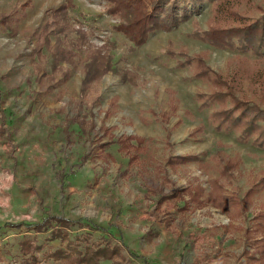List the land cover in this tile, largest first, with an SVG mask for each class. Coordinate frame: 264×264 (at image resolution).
Here are the masks:
<instances>
[{"label": "rangeland", "instance_id": "obj_1", "mask_svg": "<svg viewBox=\"0 0 264 264\" xmlns=\"http://www.w3.org/2000/svg\"><path fill=\"white\" fill-rule=\"evenodd\" d=\"M61 1L0 0V18L11 16L8 26L0 23V264H31V256L33 264H65L44 257L69 250L66 239L50 238L55 229L81 253L85 244L118 246L115 264H264V147L233 130H216L210 116L218 105L199 100L215 88L179 65L202 56L227 84L218 85L222 92L264 110V53L196 37V29L205 31L213 19L206 2L132 49L114 29L116 19L105 14V2L74 0L84 18L69 12L70 38L85 31L80 52L41 77L49 56L36 65L31 53ZM232 7L255 18L264 0H237ZM94 49L110 55L112 68L128 71L129 79L111 68L81 93L83 65ZM229 106L226 100L222 107ZM79 112L91 113L85 134L74 121ZM126 144L130 149H119ZM213 180L229 199L225 212L213 204ZM194 187L201 188L196 201ZM44 219L53 228L36 232L33 224ZM28 244L38 247L26 250Z\"/></svg>", "mask_w": 264, "mask_h": 264}, {"label": "trees", "instance_id": "obj_2", "mask_svg": "<svg viewBox=\"0 0 264 264\" xmlns=\"http://www.w3.org/2000/svg\"><path fill=\"white\" fill-rule=\"evenodd\" d=\"M106 3L104 12L106 15L116 19L117 23L114 29L123 34L132 45V49L138 48L143 45L148 38L149 34L156 30H167L174 27L179 22L185 20L190 12L195 10L203 3H209L212 7L213 19L208 24V28L201 32L196 29L195 36L199 39L208 42L214 46L220 48L234 49L240 52H249L256 56H262L264 53V11L258 17H246L245 15L239 14L234 11L232 4L236 5L237 0H102ZM78 6L74 3V0H62L56 8L50 10L48 15V21L45 22L40 31L39 36L36 38L35 47L31 53L33 58L32 63L41 64L49 56V71L46 73L42 70L40 76L48 77L55 73L60 68L58 64L71 63L72 57L80 52V40L84 38L85 31L81 28L77 31V37L70 38L73 28L70 24L73 22L70 20L69 12L77 11ZM78 15L84 18V15L77 11ZM11 23V16L4 15L0 18V23L8 26ZM6 27V26H4ZM8 29V28H6ZM10 29L7 31L9 32ZM12 32V29L10 30ZM84 32V33H83ZM87 32V31H86ZM74 33V32H73ZM51 39L54 40V45H50ZM54 48L53 50L51 49ZM94 58L89 62H86L83 67L86 77L83 80V84L80 88L82 93L85 90L88 82L92 78L101 75L105 71H110L112 68L111 56L106 53H101L98 49H94ZM262 51V52H261ZM36 59L38 63L34 60ZM181 66L188 67L193 76L201 79L207 83H210V87L215 90L209 94H199V100L202 105L206 104H217L218 110H214L210 116L214 123L216 130H233L237 132L238 137L242 141H248L252 139V143L258 147H264V110L259 107L250 104L243 99L235 98L229 92H222L218 85L227 88V84L218 78L216 74H213L204 65L202 56L194 55L192 57H186L181 63ZM115 72L120 75L123 81L129 79V73L126 70H120L119 68L113 67ZM64 77H67L65 74ZM127 79V80H126ZM55 83L47 84L46 89L54 87ZM228 100L230 106L228 108L222 107L224 102ZM81 106V105H80ZM80 106L78 107L80 110ZM91 113H77L74 121L78 124L80 132L85 134L88 132L85 130L88 119ZM131 137L126 136L124 140L126 143ZM129 144V143H128ZM126 144V149H130V145ZM100 147L101 144H98ZM132 148H136L133 146ZM196 157L192 156H178L175 159H168V162L174 165L181 160ZM136 156H129V162L135 161ZM225 171L222 168L220 174ZM226 172V171H225ZM263 178L261 179L262 183ZM223 185L220 181H212V187L210 193L215 197L213 204L215 207L222 211L227 210V201L229 200L223 194ZM192 192V199L196 201L201 192L200 187H194ZM253 188H251L250 192ZM246 193V192H245ZM245 195V194H244ZM241 203L242 198L236 200ZM264 213L260 215L263 219ZM44 228H53L52 224H49V220L44 219L43 223L33 224V229L36 232L42 231ZM52 239H66L68 251L62 249H56L51 253H46L45 258L53 260L65 261V264H102L101 261L108 260L115 264L114 261L119 247H111L107 241L103 247H93L90 249V245L85 244L84 251L81 253L80 250L71 248V239L66 233L60 229H55L50 233ZM79 239L75 237L74 240ZM110 240V239H109ZM29 246L25 247L27 250H34L38 246L33 248ZM110 246V247H109ZM94 251V252H93ZM36 262L34 256L30 257L29 263L33 264ZM24 264H28L25 262ZM52 264V263H47Z\"/></svg>", "mask_w": 264, "mask_h": 264}]
</instances>
